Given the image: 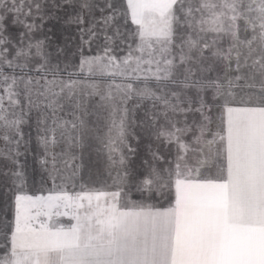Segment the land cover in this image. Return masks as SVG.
<instances>
[{
  "label": "snow or ice",
  "instance_id": "obj_1",
  "mask_svg": "<svg viewBox=\"0 0 264 264\" xmlns=\"http://www.w3.org/2000/svg\"><path fill=\"white\" fill-rule=\"evenodd\" d=\"M0 264H264V0H0Z\"/></svg>",
  "mask_w": 264,
  "mask_h": 264
},
{
  "label": "rangeland",
  "instance_id": "obj_2",
  "mask_svg": "<svg viewBox=\"0 0 264 264\" xmlns=\"http://www.w3.org/2000/svg\"><path fill=\"white\" fill-rule=\"evenodd\" d=\"M54 31L56 32V36L53 37L54 41H56V43H63V36L60 35V32L62 31V29H59V26L57 27V29H54ZM57 37H59V39H57ZM35 149V144L33 143V150ZM34 153V151H33ZM30 153L27 157V171L30 175L31 179H34L36 181L39 180V165L35 162L34 160V154ZM32 154V155H31ZM87 154H92V152L90 151ZM94 159L96 160V162H93ZM85 160V168L82 170L81 175L83 176L84 180L86 182H88L90 185L93 183V181H90L88 178V174H89V169H100L101 171L104 168V159L103 156H99L98 158H92L90 156H85L84 158ZM95 164V166L93 165Z\"/></svg>",
  "mask_w": 264,
  "mask_h": 264
},
{
  "label": "crops",
  "instance_id": "obj_3",
  "mask_svg": "<svg viewBox=\"0 0 264 264\" xmlns=\"http://www.w3.org/2000/svg\"><path fill=\"white\" fill-rule=\"evenodd\" d=\"M33 151H34V150H33ZM91 152H92V154H86L85 156H90V157H92V158H98V157H99L95 151H91ZM33 154H34V153H33ZM141 154H143V153H141ZM31 155H32V154H31ZM93 162H96V160L94 159ZM135 163H136L137 165H139L140 161L137 159V160L135 161ZM93 165L95 166V164H93ZM85 166H86V164H85Z\"/></svg>",
  "mask_w": 264,
  "mask_h": 264
}]
</instances>
